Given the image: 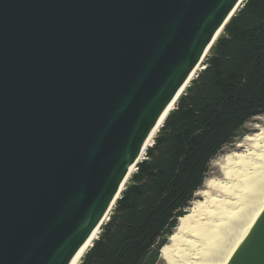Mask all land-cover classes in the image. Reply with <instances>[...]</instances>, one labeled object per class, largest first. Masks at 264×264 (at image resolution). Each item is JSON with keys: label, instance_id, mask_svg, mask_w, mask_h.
I'll list each match as a JSON object with an SVG mask.
<instances>
[{"label": "water", "instance_id": "1", "mask_svg": "<svg viewBox=\"0 0 264 264\" xmlns=\"http://www.w3.org/2000/svg\"><path fill=\"white\" fill-rule=\"evenodd\" d=\"M243 4L0 0V264L72 261ZM220 264H264V201Z\"/></svg>", "mask_w": 264, "mask_h": 264}, {"label": "trees", "instance_id": "2", "mask_svg": "<svg viewBox=\"0 0 264 264\" xmlns=\"http://www.w3.org/2000/svg\"><path fill=\"white\" fill-rule=\"evenodd\" d=\"M206 58L78 264L160 261L212 160L264 115V0H246Z\"/></svg>", "mask_w": 264, "mask_h": 264}, {"label": "bare ground", "instance_id": "3", "mask_svg": "<svg viewBox=\"0 0 264 264\" xmlns=\"http://www.w3.org/2000/svg\"><path fill=\"white\" fill-rule=\"evenodd\" d=\"M203 67V62L197 66L182 93ZM180 95L150 132L125 183L136 171L138 162L145 158L147 149L154 144ZM256 128L255 132L247 134L237 144L239 150L227 152L215 161L221 174L205 180V187L197 192L201 198L195 200L179 218L168 242L160 251L165 264H220L245 229L250 217L260 208L264 201V125L256 124ZM114 204L115 202L110 210ZM105 220H108L107 215L69 264H78Z\"/></svg>", "mask_w": 264, "mask_h": 264}, {"label": "rangeland", "instance_id": "4", "mask_svg": "<svg viewBox=\"0 0 264 264\" xmlns=\"http://www.w3.org/2000/svg\"><path fill=\"white\" fill-rule=\"evenodd\" d=\"M208 55V54H207ZM207 57V56H206ZM204 59L203 61V65L206 64V58ZM256 124H260V125H264V115L262 116H257V117H254L253 119H251L245 126V128L249 131V134H251L252 132H255L257 130L256 128ZM244 138V137H243ZM241 138L240 140H237V142L231 144V145H228L226 146L223 151L218 155L216 156L211 164H210V170H209V173H208V177H212V176H219L221 173H220V170L218 168L217 165H215V161L220 158L222 155H224L225 153L227 152H230L232 150H239L240 148L238 147V143L243 139ZM137 170V169H136ZM131 179L128 180V182L126 184H128L130 182ZM205 187V185H203V188ZM201 196L196 192L195 193V199L191 202L190 206L192 205V203L195 201V200H198L200 199ZM114 208V207H113ZM112 208V209H113ZM188 210V209H187ZM111 213H112V210H111ZM156 264H165V261L163 260V258L160 256V261H158Z\"/></svg>", "mask_w": 264, "mask_h": 264}]
</instances>
